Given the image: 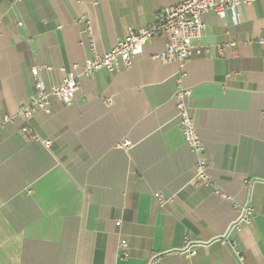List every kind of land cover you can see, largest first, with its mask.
Here are the masks:
<instances>
[{"label": "crops", "instance_id": "1", "mask_svg": "<svg viewBox=\"0 0 264 264\" xmlns=\"http://www.w3.org/2000/svg\"><path fill=\"white\" fill-rule=\"evenodd\" d=\"M181 1L0 0V264H264V0L204 14L202 51L185 64L209 184L192 178L161 38L129 68L82 76L71 105L50 100L28 121L38 139L21 132L31 68L59 85ZM156 193L172 199L160 207ZM246 203L251 223L236 229Z\"/></svg>", "mask_w": 264, "mask_h": 264}, {"label": "built area", "instance_id": "2", "mask_svg": "<svg viewBox=\"0 0 264 264\" xmlns=\"http://www.w3.org/2000/svg\"><path fill=\"white\" fill-rule=\"evenodd\" d=\"M255 0H182L181 2L165 7L159 10L154 20L143 28H129L124 39L118 42L110 51L103 54H92L86 58L83 64L71 66L65 71V76L61 84L46 88L41 77L44 67L34 66L31 68V77L34 87V95L19 110L18 115L24 120L21 132L32 139H38L33 130L28 125V121L34 114L41 112L48 114L50 112V100H54L62 106L72 104L79 88L80 78L89 76L95 71L105 70L108 73L115 72L121 68H129L135 56L141 53L144 45L153 38H161L165 42L164 53L160 56L163 62H175L178 66V88L174 94L175 108L179 120V130L181 135L195 155L196 161L193 169V180L197 183L209 184L207 161L204 157V145L198 134V130L190 117L186 100L191 96V90L183 87L182 77L185 73V64L194 54H200L202 46L196 45L195 41L202 38L204 34L203 15L213 13L218 18H224L227 12L235 14L239 6H249ZM19 26L21 22L17 21ZM259 43L264 45V38L259 39ZM219 53L223 52V47L217 48ZM61 70H63L61 68ZM46 146L49 141H42ZM129 146L128 142L124 147ZM160 207L169 203L172 198L161 193L154 195ZM253 215V209L249 203L239 206V215L235 228L239 224L249 225ZM116 221L115 225H119ZM226 237L223 238L225 242ZM236 244V240L232 241ZM128 243L122 239L119 242L118 250L123 256L128 251ZM189 255H194L195 251L190 246L185 249ZM238 254L237 251H235ZM150 264H157L153 260Z\"/></svg>", "mask_w": 264, "mask_h": 264}]
</instances>
